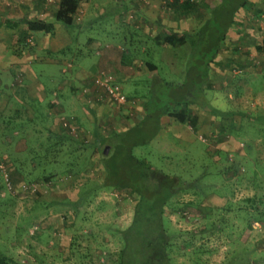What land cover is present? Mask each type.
I'll list each match as a JSON object with an SVG mask.
<instances>
[{
	"label": "rangeland",
	"instance_id": "obj_1",
	"mask_svg": "<svg viewBox=\"0 0 264 264\" xmlns=\"http://www.w3.org/2000/svg\"><path fill=\"white\" fill-rule=\"evenodd\" d=\"M104 7L100 14L77 15L74 56L71 53L62 56L70 63L76 58L95 62L90 46L86 47L89 35L101 45L128 43L124 39L128 38L126 26L115 25L110 4ZM250 11L254 12L252 8ZM260 13H264V8L258 16ZM258 16L248 14L245 21L244 16L237 15L247 24L236 23L230 28V34L239 37L236 52L242 49L241 41L247 37V56L254 61L247 68L250 73L237 71L238 87L225 85L218 89L217 97L206 96L210 92L204 89L210 105L214 101L218 108L229 111L226 115L209 112L206 114L209 120L204 123H213L214 113L224 126L219 130L217 126L208 127L209 131L204 133L163 114V127L147 142L132 147L136 156L145 157L164 173L178 174L189 181L187 188L175 192L165 207L167 231L176 240L182 236V240L190 242L186 247L193 250L192 254L177 253L176 258L187 264H212L239 251L255 259L253 264H264V26ZM224 47L229 49L226 41L221 50ZM183 49L178 47L175 54L163 55L157 48H146L144 52L138 48L141 58L154 60L157 73L152 77L140 76L132 83L117 79L122 92L146 96L138 106L145 105L147 97L156 95L153 105L167 104L170 109L172 91L163 81L187 84L190 81L187 77H191L193 59H187V54L182 58L179 54ZM195 91L187 87L186 92L194 95ZM1 109L0 250L22 264H115L121 245L116 229L129 222L135 196L120 187H97L95 192L86 187L100 184L103 169L99 159L104 145L110 143L108 138L98 140L96 133L107 137L109 130L116 128L97 125L96 129L85 130L61 128L56 130L61 136L44 137L46 131L35 126L42 121L39 114L25 122L18 117L8 120L10 110ZM82 109L75 102L72 114L60 115L67 120L73 116L72 122L78 125L80 120H87ZM132 109L130 106L126 112L132 116L131 120ZM111 115L110 120L113 112ZM260 115L263 117L259 118ZM20 116L24 117L21 113ZM23 123L32 125L27 131L31 136L27 138L22 135ZM225 125L231 130H226ZM47 143L53 147L45 152Z\"/></svg>",
	"mask_w": 264,
	"mask_h": 264
},
{
	"label": "crops",
	"instance_id": "obj_2",
	"mask_svg": "<svg viewBox=\"0 0 264 264\" xmlns=\"http://www.w3.org/2000/svg\"><path fill=\"white\" fill-rule=\"evenodd\" d=\"M181 1L80 0L72 15L71 24L64 26L53 18L58 0H0V112L3 111L1 108L10 110L9 116L6 117L8 120L18 117L22 120L24 118V122L32 120L35 113L39 114V121H42L35 126L46 131L44 137L54 134L59 136L56 130L61 128L85 130L84 128L96 129V125L98 128L108 126L116 128L109 130L111 132L132 125L144 114V105L138 106V103H142L141 101L146 96L137 92L129 94L122 92L125 102L123 101L124 105L122 102L118 104L108 96L102 86L94 81V77L100 72L106 73L121 90L117 79L132 83L139 80L140 76H155L156 67H147V64L155 65L154 60L141 58L138 48H141L142 52L146 48H157L163 55L165 52L170 55L175 54L176 48L182 47L184 49L179 55L183 58L188 51L187 42L173 46L169 43L157 42L156 35L164 34L167 30L178 33L195 30L207 16L208 6L216 4L219 0L213 2L211 0H189V3L179 4ZM173 2L176 3L175 7L171 4ZM107 4H110L112 8L110 15L114 24L126 26L125 35L128 38L124 39L128 43L117 41V43L101 45L98 39L89 35L86 37V47L90 46L95 62H89L85 58H76L73 63H70L62 56L68 53L74 56L73 49L77 43L74 37L75 19L79 15L88 13L100 14ZM237 15L244 16L243 20L246 21L248 13L243 7L235 10L233 22L226 29L225 36L210 63L208 69L210 84L209 88H206L210 94L206 93V96H219L220 90L218 89L222 90L225 85L235 84V88L238 87L239 72L237 71L243 70L250 73L248 69L253 66V58L251 60L247 56V37L245 41H241L242 49L235 51V44L239 37L235 33L230 34V28L233 24L245 23H242L243 21L237 18ZM21 18L40 21V24L37 23L31 28ZM43 22L49 23L47 30L44 29ZM245 28L247 32V27ZM133 33L137 36H133ZM29 38L30 41H28ZM135 41H142L143 44H136ZM225 41L229 49L224 47L221 50ZM241 78L247 80V78ZM215 81L218 85H215ZM8 102L11 104L8 105L9 107H7ZM75 102L82 105L87 119L86 121L80 120L78 125L72 122L71 117L73 116L68 115L67 120L60 115L61 112L72 114ZM212 102V106L218 113L228 114V110L218 108L215 105L216 102ZM130 106L133 108V120H131L132 116L126 113ZM168 109L165 108L164 111ZM188 109L195 116L193 129L206 133L212 126H217L216 129L219 130L221 125L225 124L220 123L219 116L213 113L215 120L206 125L204 122L209 120L206 116L209 111L194 102L188 103ZM220 111H227V113ZM111 112H113V119L110 120ZM20 113L24 117L20 116ZM163 114L166 112L160 115L159 129L163 127L161 121ZM96 119H100L99 123H96ZM23 126L26 134L24 132L22 135L26 138L31 136L27 134V131L32 125L23 123ZM227 127L226 130H231L229 126ZM3 134L7 137L6 133ZM101 138L100 135L99 140Z\"/></svg>",
	"mask_w": 264,
	"mask_h": 264
},
{
	"label": "trees",
	"instance_id": "obj_3",
	"mask_svg": "<svg viewBox=\"0 0 264 264\" xmlns=\"http://www.w3.org/2000/svg\"><path fill=\"white\" fill-rule=\"evenodd\" d=\"M79 1L58 0L53 18L64 26L70 25ZM189 2V0L181 1L184 4ZM171 4L176 6L174 2ZM239 7H243L249 16L256 18L260 10L264 8V0H219L216 4L208 6L207 16L195 30L180 33L167 30L164 34H157V42L169 43L173 46L187 42V59H193L192 62L190 61L191 77H187L190 81L187 84L186 81L183 83L163 81L162 84L165 87H171L172 96L168 102L173 103L172 108L164 111L167 105L164 107L153 105L156 95L147 97L143 106L144 114L138 120L121 130L111 131L107 137L103 136L100 139L104 141L108 138L110 142L106 143L109 146L107 152L103 153L99 159L103 169L102 179L100 184L96 186L93 184L94 186L86 188L88 190L91 188L90 190L95 192L97 187H120L135 196L129 222L124 227L116 229L121 245L114 258L115 264H187L184 260L176 259L177 253L191 255L193 252L186 247L190 244L189 241L182 240V236L176 240V237L167 231L165 216V207L172 195L187 188L189 181L182 179L178 174L164 173L151 165L145 157L136 156L132 147L135 144L147 142L155 134L160 127L159 119L163 112L174 120L187 122L193 127L195 116L188 109L189 102H194L209 112L217 111L205 98L204 89L209 88L210 84L208 69L225 36L226 29L233 22L235 10ZM250 8L254 12H251ZM21 20H25L31 28L37 23L40 24V21H31L26 18ZM42 24L47 30L49 23ZM187 64L189 65L188 62ZM200 64L203 67L201 70ZM152 66L155 65L147 64L149 68ZM188 69L189 66L186 70ZM187 87L196 89L194 95L186 92ZM220 112L227 113V111ZM260 117L262 118L263 115ZM147 130L149 132L145 135ZM95 136L98 138L100 134L97 132ZM51 146L53 147V144L47 143L43 150L47 152L51 150L49 149ZM88 190L84 191L88 192ZM255 261L247 257L245 251L243 253L239 251L226 254L219 262L212 264H253ZM0 264L22 263L0 250ZM194 264L199 263L194 262Z\"/></svg>",
	"mask_w": 264,
	"mask_h": 264
},
{
	"label": "built area",
	"instance_id": "obj_4",
	"mask_svg": "<svg viewBox=\"0 0 264 264\" xmlns=\"http://www.w3.org/2000/svg\"><path fill=\"white\" fill-rule=\"evenodd\" d=\"M259 20L260 25L264 26V13L260 14ZM28 41H30V38L28 39ZM94 81L98 85L103 87V89L106 91V93L111 99L115 100L116 102L124 101V94L120 90L119 86L111 80L108 74L100 72L94 77Z\"/></svg>",
	"mask_w": 264,
	"mask_h": 264
},
{
	"label": "water",
	"instance_id": "obj_5",
	"mask_svg": "<svg viewBox=\"0 0 264 264\" xmlns=\"http://www.w3.org/2000/svg\"><path fill=\"white\" fill-rule=\"evenodd\" d=\"M107 148H108V146L107 145H104V147H103V152L104 153L107 151Z\"/></svg>",
	"mask_w": 264,
	"mask_h": 264
}]
</instances>
